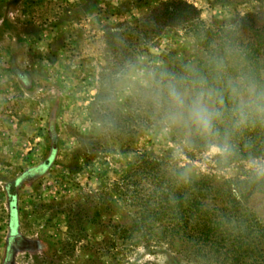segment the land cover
Wrapping results in <instances>:
<instances>
[{"label":"rangeland","instance_id":"rangeland-1","mask_svg":"<svg viewBox=\"0 0 264 264\" xmlns=\"http://www.w3.org/2000/svg\"><path fill=\"white\" fill-rule=\"evenodd\" d=\"M246 14L263 26L264 0H0V264H197L144 202L178 172L243 179L264 158L217 164L156 101L203 58L198 30ZM248 206L264 224V194Z\"/></svg>","mask_w":264,"mask_h":264},{"label":"trees","instance_id":"trees-1","mask_svg":"<svg viewBox=\"0 0 264 264\" xmlns=\"http://www.w3.org/2000/svg\"><path fill=\"white\" fill-rule=\"evenodd\" d=\"M255 18L246 14L230 26L198 30L203 58L184 72L171 70L166 77L169 85L158 92L156 109L162 117L179 113L172 89L186 97L200 91L212 94L211 107L218 112L212 129L206 133L194 127L192 140L200 146L218 144L219 165L264 158V117L253 115L239 123L232 96V86L240 78L264 90V25L256 24ZM254 193L264 194L263 173L216 180L186 178L178 172L167 186L159 181L144 202L143 221L165 224L159 243L177 241L197 264H264V224L248 206ZM151 199L156 208H151Z\"/></svg>","mask_w":264,"mask_h":264},{"label":"clouds","instance_id":"clouds-1","mask_svg":"<svg viewBox=\"0 0 264 264\" xmlns=\"http://www.w3.org/2000/svg\"><path fill=\"white\" fill-rule=\"evenodd\" d=\"M232 96L239 123H246L253 115L264 117V90L258 89L254 82L238 79L232 86ZM171 97L182 119L202 132L211 131L213 119L218 115L211 107V93L200 91L186 97L172 89Z\"/></svg>","mask_w":264,"mask_h":264}]
</instances>
